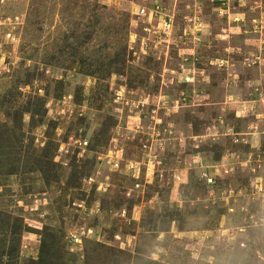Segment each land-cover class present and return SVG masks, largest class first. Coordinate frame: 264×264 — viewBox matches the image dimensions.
Segmentation results:
<instances>
[{
	"label": "rangeland",
	"instance_id": "rangeland-1",
	"mask_svg": "<svg viewBox=\"0 0 264 264\" xmlns=\"http://www.w3.org/2000/svg\"><path fill=\"white\" fill-rule=\"evenodd\" d=\"M202 2L0 0V264H264V63L183 54Z\"/></svg>",
	"mask_w": 264,
	"mask_h": 264
},
{
	"label": "crops",
	"instance_id": "crops-1",
	"mask_svg": "<svg viewBox=\"0 0 264 264\" xmlns=\"http://www.w3.org/2000/svg\"><path fill=\"white\" fill-rule=\"evenodd\" d=\"M212 1L214 0H203L202 3L204 4V6L205 5L208 7L212 6L211 8L213 9V13H214V9L216 10V8H214L215 6ZM252 3H257V4L260 3L262 6H264V0H254ZM252 3H247L245 0H240V4H239L238 1H236V3H234V5H237L236 9L235 8L233 9L235 15H231L227 19L226 18L220 19L215 13H214V17H216L215 19H212L211 17H207V20L205 21L203 20L205 29L203 33L204 35L200 36L201 41L196 42L197 40L195 38L193 40V47L190 44L189 47H187L184 50L183 54H187V55L196 54L197 51L195 47H198L199 50H204V48H206L207 37H209V35H213L214 39L216 38L228 44V47H226L225 49V53L229 51L231 52L230 55H228L227 57L231 58L232 56H235L237 52L242 50L244 52L247 51V53L249 54L248 56L252 58L254 57V55L255 56L259 55L260 57H262L261 63H264V7H262L261 10L246 14V16H248V19H250L249 15L251 14L250 15L251 20H248V22H244L245 21L244 15L246 12V10L244 9V5L246 4L251 5ZM239 17L242 20H240ZM256 20H259L262 23L261 27L254 26L252 24V21L255 22ZM257 33L258 34L260 33V35H258ZM240 40L243 41L241 42ZM251 51L253 52L250 54ZM190 68L191 67L189 66L183 67L182 74L187 75L193 73L196 76L197 75V73H195L196 70L194 71L193 69ZM178 71L180 70L177 69L176 67H174L172 70V72L174 73L172 75L175 79L176 77L179 78ZM199 71L203 72V69H200ZM256 74L258 75V78L250 82H253L252 84H260V86L264 88V78L260 77L261 75H264V68L262 67V70H260V74H258V71ZM201 75L203 74L201 73ZM158 259L166 260L161 256H159ZM220 261L221 260H190L188 261V263L190 262V264H219ZM162 263L188 264L185 260H169L167 262L163 261Z\"/></svg>",
	"mask_w": 264,
	"mask_h": 264
},
{
	"label": "built area",
	"instance_id": "built-area-1",
	"mask_svg": "<svg viewBox=\"0 0 264 264\" xmlns=\"http://www.w3.org/2000/svg\"><path fill=\"white\" fill-rule=\"evenodd\" d=\"M160 10H161V8H159V7H155L153 10H151V12H149L148 13V10L145 8V7H143L142 9H141V11H139L138 12V15L137 16H140L141 18H144V17H149V15H152V16H154V19H153V21L152 20H148L149 22H147V24L148 25H146L145 27V31L148 33V34H158L159 33V36H161V34L162 33H165V34H168L169 32H171V30H172V26L171 27H169V26H165L166 24H167V22H168V18H166L164 21H163V28L160 30V29H155V26H152L153 24V22L155 23L156 21L159 23V13H160ZM162 25V24H161ZM162 27V26H161ZM259 56V55H258ZM258 56H254L253 58H252V60H257V58H258ZM186 79V81L188 82V83H191V81H190V77L188 76V77H186L185 78ZM190 81V82H189Z\"/></svg>",
	"mask_w": 264,
	"mask_h": 264
},
{
	"label": "trees",
	"instance_id": "trees-1",
	"mask_svg": "<svg viewBox=\"0 0 264 264\" xmlns=\"http://www.w3.org/2000/svg\"><path fill=\"white\" fill-rule=\"evenodd\" d=\"M190 84H193V83H190Z\"/></svg>",
	"mask_w": 264,
	"mask_h": 264
}]
</instances>
